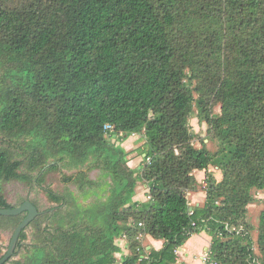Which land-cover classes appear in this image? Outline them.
<instances>
[{
	"label": "trees",
	"instance_id": "obj_1",
	"mask_svg": "<svg viewBox=\"0 0 264 264\" xmlns=\"http://www.w3.org/2000/svg\"><path fill=\"white\" fill-rule=\"evenodd\" d=\"M193 115L206 125L199 147ZM132 135L135 167L122 146ZM230 148L216 179L209 168ZM61 168L97 199L49 186L57 205L44 210L5 198L1 182L42 186ZM263 190L264 0H0V208L29 199L40 212L3 264H174L203 231L206 264H264V206L257 252L246 220ZM25 215H0V229ZM145 235L162 247L146 250Z\"/></svg>",
	"mask_w": 264,
	"mask_h": 264
},
{
	"label": "rangeland",
	"instance_id": "obj_2",
	"mask_svg": "<svg viewBox=\"0 0 264 264\" xmlns=\"http://www.w3.org/2000/svg\"><path fill=\"white\" fill-rule=\"evenodd\" d=\"M215 110L218 111V108H216ZM190 125L193 128V130L196 132V134L198 135L195 143H196V146L199 147L200 146L199 140L201 138L206 137V125L204 123L203 124L199 123L195 115H193L190 118ZM205 142L207 143L210 150H215L217 148L215 142H212V141L210 142L207 139H205ZM142 143L143 141L140 140L139 135H132L127 140L122 142V146L125 149L127 150L132 149V153L130 154L131 160L128 163L129 165L135 167L142 163L141 155H138V150L136 149L138 146L140 147ZM232 150L233 149L230 148L228 152H226L224 155L216 159V162L213 164V166H210L209 171L214 174V177L216 179L221 178L219 167L224 161H226L230 157ZM15 155L19 156L18 153H15ZM73 171H74L73 168L72 169L71 168H61L60 172L59 171L48 172L45 175V180H44L43 185L35 186L33 188L30 187L29 184L23 181H18V180H13L9 182H1L4 196L7 199V201L11 204H17L18 202H20L22 199L26 197L30 199H34L38 203V208L40 210H44V209L57 205L55 202L50 201L48 199V197L46 196L43 190V187L49 186L53 191L58 192L60 194H64L67 191H71L75 199H77L78 202L83 204L84 206L89 203L94 202L97 199V196L94 195L91 191L86 195L82 194L76 185L72 183L65 184L62 181L63 174L69 175ZM194 174H195L196 179L200 182V184L198 185L196 190L187 191V198L191 205H193L194 201H197V199H204L205 197V193L203 191L204 190L203 186L205 185L204 183L205 173L204 171H194ZM89 176L90 178L95 179V180H101L102 178L101 171L99 169L92 170L89 173ZM144 190L145 188L143 187L142 183H139L136 189V195L142 196L144 194ZM99 192H100L99 194L101 195V191ZM255 197H256L255 202L248 205L246 220L252 227L249 233L254 243L253 246L255 247V251L257 252L256 237H257V232H258L257 229H258L259 214L264 206V190L255 191ZM98 198L101 199V196H99ZM140 198H143V196ZM0 218L2 219L3 217L0 216ZM13 231L14 230H12L11 228L0 229V248L2 252H5L10 242ZM33 231H34L33 228H30V227L26 229V233L28 235L29 240L32 239ZM120 241L121 243L125 242V239L121 238L117 240L118 244H120ZM17 258H19V255H16L13 257V259H17Z\"/></svg>",
	"mask_w": 264,
	"mask_h": 264
},
{
	"label": "crops",
	"instance_id": "obj_3",
	"mask_svg": "<svg viewBox=\"0 0 264 264\" xmlns=\"http://www.w3.org/2000/svg\"><path fill=\"white\" fill-rule=\"evenodd\" d=\"M145 188V186H143ZM143 198H140L142 197ZM135 195L134 200L144 201L146 198V189L144 194ZM204 199H197L193 205H199ZM203 203V202H202ZM142 244L146 250L154 248L160 249L162 247V241L153 239L147 235L143 236ZM211 237L204 231L199 234H193L181 247L176 250L177 260L174 264H206L201 259V256L205 254L209 248ZM120 245L123 247V253H127L125 242L120 241Z\"/></svg>",
	"mask_w": 264,
	"mask_h": 264
},
{
	"label": "water",
	"instance_id": "obj_4",
	"mask_svg": "<svg viewBox=\"0 0 264 264\" xmlns=\"http://www.w3.org/2000/svg\"><path fill=\"white\" fill-rule=\"evenodd\" d=\"M23 212H25L26 215L13 231L10 242L5 252L0 257V264L5 263L12 257L21 231L40 213L37 207L29 199L23 201L16 207L0 208V215L3 216H16Z\"/></svg>",
	"mask_w": 264,
	"mask_h": 264
},
{
	"label": "built area",
	"instance_id": "obj_5",
	"mask_svg": "<svg viewBox=\"0 0 264 264\" xmlns=\"http://www.w3.org/2000/svg\"><path fill=\"white\" fill-rule=\"evenodd\" d=\"M208 258H209V256H208V252H206L205 254H203V255L201 256V259H202L204 262H207V261H208Z\"/></svg>",
	"mask_w": 264,
	"mask_h": 264
}]
</instances>
